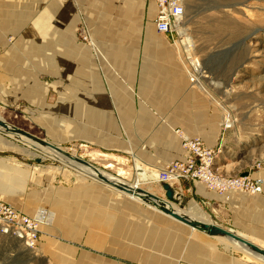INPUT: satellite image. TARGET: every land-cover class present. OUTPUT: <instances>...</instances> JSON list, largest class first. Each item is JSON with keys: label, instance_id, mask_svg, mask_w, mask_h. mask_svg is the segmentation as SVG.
Instances as JSON below:
<instances>
[{"label": "crops", "instance_id": "crops-1", "mask_svg": "<svg viewBox=\"0 0 264 264\" xmlns=\"http://www.w3.org/2000/svg\"><path fill=\"white\" fill-rule=\"evenodd\" d=\"M157 13L153 0H0V100L41 111L59 143L125 161L128 184L142 168V189L165 199L149 172L188 158L181 134L218 149L221 127L210 96L191 82L176 33H158ZM229 168L222 172L239 170ZM15 177L0 184V202L54 215L40 236L53 264H263L96 180L24 194ZM192 188L221 201L189 180L176 194ZM240 195L249 207L235 210L233 230L264 249V200Z\"/></svg>", "mask_w": 264, "mask_h": 264}, {"label": "rangeland", "instance_id": "rangeland-1", "mask_svg": "<svg viewBox=\"0 0 264 264\" xmlns=\"http://www.w3.org/2000/svg\"><path fill=\"white\" fill-rule=\"evenodd\" d=\"M185 3L186 26L181 39L183 47L179 44L180 37L177 33L176 40L190 75L199 79L187 54L193 59L192 63L199 72L205 71L207 75L196 82V85L210 96L221 127L217 173L230 178L242 176L243 172L262 173L256 179H263L264 0H186ZM40 113L41 111L23 103L8 105L0 100L1 120L79 156L123 181L131 176L125 161L117 157L94 155L79 143L57 142V133H54L56 130L46 133V127L54 125L53 120L40 119ZM6 134L0 129V168L5 170L0 172V184L3 181H14L17 178L16 172L22 176V183L18 187L24 194L49 186L95 181L89 174L84 175L74 164L58 158L57 154L29 143L24 138ZM229 167H238L239 170L235 174H224L222 170L230 169ZM118 172H121L120 177ZM243 193L245 192H226L220 194L221 201H210L197 196L192 188L184 193L182 190L178 191L170 202L177 211L188 216L189 207L194 203L205 214V221L236 229L234 226L238 222L235 210L238 212L244 206L249 207L241 201L245 197L240 195ZM245 194L252 199L261 197L264 200L261 195ZM54 218L53 215L50 226L53 225ZM218 241L240 253V250L227 241ZM40 249L39 244L36 253L40 254L35 257L24 251L20 244L0 236V264H53ZM102 256L106 258V254ZM245 257L253 259L246 254Z\"/></svg>", "mask_w": 264, "mask_h": 264}, {"label": "built area", "instance_id": "built-area-1", "mask_svg": "<svg viewBox=\"0 0 264 264\" xmlns=\"http://www.w3.org/2000/svg\"><path fill=\"white\" fill-rule=\"evenodd\" d=\"M153 1L158 10L155 20L158 33L178 34L177 26L184 22L186 16V0ZM190 77L193 84L198 83L194 76L190 75ZM181 136L183 148L189 156L186 160L173 162L164 170L157 172L158 183L177 187L181 180H189L219 194L241 191L264 196V178L254 180L249 174L230 178L218 174L214 165L221 149L213 150L208 148L201 139L183 134ZM51 220L52 215L49 212L42 210L32 217L18 211L12 205L0 203V236L28 250L36 251L39 248L41 229L43 226L51 225Z\"/></svg>", "mask_w": 264, "mask_h": 264}, {"label": "water", "instance_id": "water-1", "mask_svg": "<svg viewBox=\"0 0 264 264\" xmlns=\"http://www.w3.org/2000/svg\"><path fill=\"white\" fill-rule=\"evenodd\" d=\"M0 128L5 131L7 134L15 135L26 140L32 142V144H36L44 149H47L52 152H57L64 157L74 161L76 164L80 166H84L93 171L94 177L92 179L109 186L113 189H116L131 198H135L147 206L156 209L157 211L163 213L164 215L188 226L192 230L199 231L204 233L210 237H218L225 239L232 246L240 249L250 257L264 264V249L258 247L252 242L248 241L245 237L237 234L233 229H225L213 222L209 221H198L190 218L187 214L181 213L180 211H176L170 201H172L176 195V189L169 184H163V190L165 191L166 199H162L148 191L142 189L140 186L142 184V180L139 178H134L130 184H126L123 182H119L116 179L118 178H109L102 170L94 166L92 163L80 158L79 156L70 154L61 148L53 145L52 143L41 139L29 132H26L22 129H19L4 120H0ZM39 160V159H38ZM37 160V162H38ZM137 173H139L137 168ZM247 176V175H244Z\"/></svg>", "mask_w": 264, "mask_h": 264}, {"label": "bare ground", "instance_id": "bare-ground-1", "mask_svg": "<svg viewBox=\"0 0 264 264\" xmlns=\"http://www.w3.org/2000/svg\"><path fill=\"white\" fill-rule=\"evenodd\" d=\"M185 26H186V18H184V22L182 23V24H180L179 26H177V31H178V34H179V37H180V40H179V44L182 46V35H183V32H184V30H185ZM183 47V46H182ZM185 49V48H184ZM185 51V50H184ZM186 52V51H185ZM196 57V56H195ZM197 58V57H196ZM187 59L189 60V63L191 64V66L193 67V70H195L196 71V73H197V75H198V77H199V79H198V81H200V79H203V76L206 78L207 77V75H206V72L205 71H203L202 73H200L199 72V70L193 65V63H192V61H193V59H189V56H188V54H187ZM211 82H213V81H211ZM200 83V82H199ZM214 84H215V82H213ZM0 120H1V118H0ZM229 127V126H228ZM1 129V128H0ZM4 131V130H3ZM5 132V131H4ZM7 135V134H6ZM15 136V135H14ZM17 137V136H16ZM29 141V140H28ZM29 143H32L31 141H29ZM47 150V149H46ZM49 151V150H48ZM52 152V151H51ZM53 153H55V152H53ZM55 154H57L56 155V157H58V158H60L61 160H63L64 162H69V163H72V164H74L75 166H77V169H79L82 173H84V175L85 174H89L90 176H92V177H94V173H93V171L92 170H90V169H88V168H86V167H84V166H80V165H78V164H76L74 161H72V160H70V159H68V158H66V157H64L63 155H61V154H59V153H55ZM138 171H139V173H137V176L139 177V179H141L143 182H147V181H149V179H148V177H147V175H146V171H144L142 168H138ZM102 173H104L107 177H109V178H113V179H115V178H117L116 176H113V175H110V174H107V173H105V172H103L102 171ZM153 176H154V178H156L157 179V177H158V174L157 173H153ZM117 181H119V182H123V183H126V182H124L123 180H122V178H117L116 179ZM126 184H128V183H126ZM130 186H132L131 184H130ZM141 188H142V186H140ZM220 195V194H219ZM135 199V198H134ZM172 207L174 208V206L172 205ZM175 209V208H174ZM176 210V209H175ZM177 211V210H176ZM189 217L190 218H192V219H194V220H198V221H204L205 222V214L203 213V211L196 205V204H194V203H192L191 205H190V207H189ZM23 249H24V251H26V252H28L29 254H31V255H33V256H35V257H37V256H39V254H37L36 253V251H32V250H26L24 247H23Z\"/></svg>", "mask_w": 264, "mask_h": 264}]
</instances>
